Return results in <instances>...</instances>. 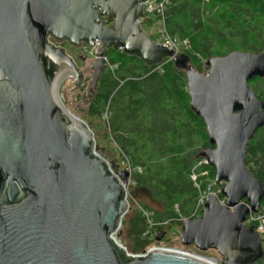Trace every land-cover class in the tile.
Segmentation results:
<instances>
[{
	"label": "water",
	"instance_id": "95a60500",
	"mask_svg": "<svg viewBox=\"0 0 264 264\" xmlns=\"http://www.w3.org/2000/svg\"><path fill=\"white\" fill-rule=\"evenodd\" d=\"M143 1L0 0V264H214L174 248L130 256L114 239L129 209L128 173L112 171L88 125L66 108L60 85L69 78L72 93L82 74L49 37L93 47L84 103L106 70L108 48L148 66L171 60L184 73L188 106L209 144L198 157L214 169L224 203L209 194L198 217L181 220L180 242L215 250L218 264H255L264 256L255 226L244 224L264 197L245 164L249 142L264 126V99L249 83L264 77V51L207 57L201 73L188 54L142 29Z\"/></svg>",
	"mask_w": 264,
	"mask_h": 264
},
{
	"label": "trees",
	"instance_id": "16d2710c",
	"mask_svg": "<svg viewBox=\"0 0 264 264\" xmlns=\"http://www.w3.org/2000/svg\"><path fill=\"white\" fill-rule=\"evenodd\" d=\"M165 23L170 35L188 42L184 52L199 72L210 56L264 51V0H169ZM105 56L115 67L100 75L87 113L95 116L108 109L112 137L132 169L134 193L146 194L148 202L141 206L152 213L157 234L166 232V226H181V219L200 215L199 192L214 181L212 167L197 165L199 151L209 146L205 126L190 110L184 73L171 60L148 66L113 48ZM249 83L264 99V77ZM245 164L264 187V126L250 140ZM193 172L198 187L191 179ZM149 201L157 207H150ZM259 211L264 213V197ZM125 227L131 252L157 243V235L146 234L148 226L139 209L134 208ZM255 264H264V256Z\"/></svg>",
	"mask_w": 264,
	"mask_h": 264
},
{
	"label": "rangeland",
	"instance_id": "374dc122",
	"mask_svg": "<svg viewBox=\"0 0 264 264\" xmlns=\"http://www.w3.org/2000/svg\"><path fill=\"white\" fill-rule=\"evenodd\" d=\"M142 29L146 32H150V28L148 25H142ZM65 51L71 55L76 63V65L79 67L78 69L80 72H82V82L77 87L76 90H74L72 93H70L69 90L73 89L75 86V83L69 82V78H65L61 85L59 90L64 92L66 101L65 105L66 108L70 113H72L75 116H78L80 119H82L90 128V130L93 133V138L95 141V144L97 146L96 152L100 154L108 163L113 162V166L117 168V170L121 171L124 170V168H127V164L125 163V159L123 158V153L120 149V147L115 143L110 128L108 126L109 116L110 113L108 109L103 108L101 110L100 115L90 116L87 113V107H88V101L86 103L82 100V95L84 93V90L87 88L89 84V77L91 75V70L89 67V61L92 60L93 54L86 52L83 53V44L79 47L76 46H70L69 44H65L63 46ZM90 50V47L89 49ZM178 52H184V48H180ZM84 54L86 55V60L82 61L78 59L76 56ZM207 68L204 65L203 61V69L201 73H206ZM133 181V180H132ZM209 185L212 187V190L218 194L221 188V184L215 185L214 181L209 183ZM223 199V198H221ZM135 200V201H133ZM128 203H129V209L126 212V214L122 218L121 227L119 230L118 238L121 241V243L127 248L129 252L131 249L130 241L125 238V223L127 218L132 214L134 208L137 209H143V206H141V202L146 203L148 202V198L146 197V194L143 193H134V188L132 184L128 185ZM150 207H157L156 204L149 201ZM182 220V219H181ZM166 230L164 236L161 238V240L157 241L155 238V241L157 243H153L148 248H154V247H162V248H174V249H180L182 251L187 252H194L197 255L203 256L207 259H211L215 261L217 264L219 263L218 258L219 255L215 250H207V251H199L197 250L193 245H182L180 242L179 235L182 231L181 226L179 225H172L169 227L164 228ZM122 231V235L121 234ZM145 249L144 251H146ZM133 253V252H132Z\"/></svg>",
	"mask_w": 264,
	"mask_h": 264
},
{
	"label": "built area",
	"instance_id": "2783aa9c",
	"mask_svg": "<svg viewBox=\"0 0 264 264\" xmlns=\"http://www.w3.org/2000/svg\"><path fill=\"white\" fill-rule=\"evenodd\" d=\"M168 4H169V0H144L141 3L142 8H143V16L139 17L137 19V22L140 24L141 27H142V25H145V24L148 25V27L150 28V32L147 34L151 37V39L155 43L160 44V45H162L168 49H172L174 52H178L180 48H184V50H185L188 48V42L186 40H181L177 37L170 35V33L168 32V30L166 28L165 17H166V9H167ZM82 44H83V53L89 52V53L93 54V47H90L89 45H87L85 43H82ZM89 47H90V50H88ZM104 61H105L106 66H107L106 68H110V70H112L115 67V65L109 64L106 56L104 57ZM123 158L125 159V161H126L125 163L127 164V168H124V170L127 171V173H128L127 183L125 186V197L128 201V185H130V183L133 184L134 182L131 179L132 169H131L129 160L124 155H123ZM201 163L207 164V162L204 158H201V160L197 163V165H199ZM110 167H111V165H110ZM137 170H139V168H137ZM113 172H115V171H113ZM115 173H117V172H115ZM196 177L197 176H196L195 172H193L191 174V179L194 181L195 186L198 187V184L196 183ZM218 191L220 193V190H218ZM211 193L216 194L212 190V187L209 184L203 190H200L198 202H197L199 210L203 206L205 198ZM133 201H135V200H133ZM219 201L221 203H224V199L219 198ZM139 210H140L141 214L144 216L146 223H147V226H148V230H147L146 234H148V236H150V238H154V236L157 235V232L155 231V227L158 224L153 222L152 213L150 211H148L144 208L139 209ZM161 224H162V226L167 225L166 222H162ZM244 224L246 226L251 225V224L255 226L256 232L260 235V237L262 239L263 250H264V213H261L260 211H258L257 213H249L246 216ZM120 227H121V225L119 226V230H120ZM113 237L118 243H120L122 246H124L121 243V241L119 240L117 233H115L113 235ZM154 248H162V247H154ZM150 249H152V248H147L146 251H143L140 253L129 252L127 250V248H126V251H127V254H129L130 256H143ZM191 253H194V252H191Z\"/></svg>",
	"mask_w": 264,
	"mask_h": 264
},
{
	"label": "flooded vegetation",
	"instance_id": "af4514ba",
	"mask_svg": "<svg viewBox=\"0 0 264 264\" xmlns=\"http://www.w3.org/2000/svg\"><path fill=\"white\" fill-rule=\"evenodd\" d=\"M48 41L50 42V43H52V44H54L55 46H60V47H62L63 48V46L65 45V44H69L70 46H72L70 43H68L67 41H65V40H62V41H57V40H55V39H53L52 37H49L48 38ZM82 44H80V46H81ZM79 47V46H78ZM64 49V48H63ZM64 51H65V49H64ZM65 53L66 54H68L66 51H65ZM69 55V54H68ZM70 56V58L74 61V59L75 58H73L71 55H69ZM78 59H80V60H82V61H84V60H86V55H84V54H80V55H77L76 56ZM94 57H92V59H93ZM92 60H90V62H91ZM90 62H89V64H90ZM74 63H75V61H74ZM76 64V63H75ZM76 67H77V69L79 68L77 65H76ZM78 71H80L79 69H78ZM82 73V72H81ZM96 88H97V86H96ZM92 93H89V95H88V97L86 98V102L88 101V99H89V96L91 95ZM85 102V103H86ZM88 103V102H87ZM86 103V104H87Z\"/></svg>",
	"mask_w": 264,
	"mask_h": 264
},
{
	"label": "bare ground",
	"instance_id": "6f19581e",
	"mask_svg": "<svg viewBox=\"0 0 264 264\" xmlns=\"http://www.w3.org/2000/svg\"><path fill=\"white\" fill-rule=\"evenodd\" d=\"M200 256V255H199ZM202 258H204V259H206V260H208V261H210V262H213L214 264H217L215 261H213V260H211V259H207V258H205V257H203V256H201Z\"/></svg>",
	"mask_w": 264,
	"mask_h": 264
}]
</instances>
